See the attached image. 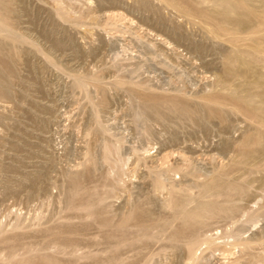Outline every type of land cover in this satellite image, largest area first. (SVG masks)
I'll return each instance as SVG.
<instances>
[{"label": "rangeland", "instance_id": "374dc122", "mask_svg": "<svg viewBox=\"0 0 264 264\" xmlns=\"http://www.w3.org/2000/svg\"><path fill=\"white\" fill-rule=\"evenodd\" d=\"M0 264H264V0H0Z\"/></svg>", "mask_w": 264, "mask_h": 264}]
</instances>
